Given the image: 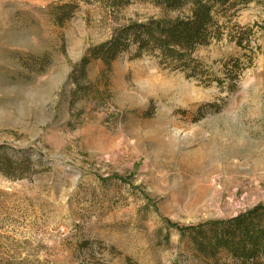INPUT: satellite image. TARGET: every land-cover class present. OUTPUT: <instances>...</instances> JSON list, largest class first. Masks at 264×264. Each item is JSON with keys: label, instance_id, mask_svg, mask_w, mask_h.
I'll return each mask as SVG.
<instances>
[{"label": "rangeland", "instance_id": "374dc122", "mask_svg": "<svg viewBox=\"0 0 264 264\" xmlns=\"http://www.w3.org/2000/svg\"><path fill=\"white\" fill-rule=\"evenodd\" d=\"M51 0H0V262L223 264L170 223L229 218L264 204V0L218 8L219 38L186 68L131 44L89 87L69 77L91 46L149 0L81 3L63 26ZM260 264H264V259Z\"/></svg>", "mask_w": 264, "mask_h": 264}, {"label": "trees", "instance_id": "16d2710c", "mask_svg": "<svg viewBox=\"0 0 264 264\" xmlns=\"http://www.w3.org/2000/svg\"><path fill=\"white\" fill-rule=\"evenodd\" d=\"M132 0H51L47 12L55 25L63 26L81 3L101 2L112 9L126 6ZM165 13L175 16H149L130 20L115 28L105 41L89 47L74 65L69 77L74 83L73 96L86 93L89 87L86 68L99 59L107 68L120 52L131 44L139 50L157 51L163 58L177 62L174 67L186 68L194 58L197 46L206 45L213 37L219 38L218 8L231 0H149ZM247 1V0H246ZM264 21V20H263ZM264 25V24H263ZM264 27V26H263ZM15 164L0 156V171L15 175ZM181 238L206 259L229 258L223 264H260L264 259V204L229 218L208 219L197 224L170 223ZM0 264H10L1 260Z\"/></svg>", "mask_w": 264, "mask_h": 264}]
</instances>
